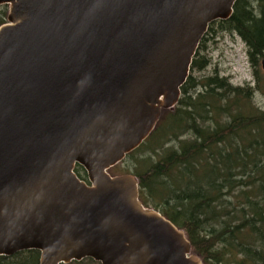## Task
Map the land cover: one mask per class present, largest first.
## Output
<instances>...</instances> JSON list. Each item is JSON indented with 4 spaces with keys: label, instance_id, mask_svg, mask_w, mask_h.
I'll use <instances>...</instances> for the list:
<instances>
[{
    "label": "water",
    "instance_id": "obj_1",
    "mask_svg": "<svg viewBox=\"0 0 264 264\" xmlns=\"http://www.w3.org/2000/svg\"><path fill=\"white\" fill-rule=\"evenodd\" d=\"M238 1L0 0V257L203 264L143 206L137 177L108 172L177 107L209 26Z\"/></svg>",
    "mask_w": 264,
    "mask_h": 264
},
{
    "label": "trees",
    "instance_id": "obj_2",
    "mask_svg": "<svg viewBox=\"0 0 264 264\" xmlns=\"http://www.w3.org/2000/svg\"><path fill=\"white\" fill-rule=\"evenodd\" d=\"M7 14L0 7V26ZM236 34L245 44L256 87H234L218 74L197 81L189 76L174 110L162 111L133 174L140 201L159 211L191 244L203 264H264V110L254 100L264 76V0H239L227 21L208 32ZM201 41L192 72L208 68ZM197 90V91H196ZM195 91V92H194ZM84 181L85 171L77 166ZM40 253L0 257V264H39ZM95 263L85 260L80 263Z\"/></svg>",
    "mask_w": 264,
    "mask_h": 264
},
{
    "label": "rangeland",
    "instance_id": "obj_3",
    "mask_svg": "<svg viewBox=\"0 0 264 264\" xmlns=\"http://www.w3.org/2000/svg\"><path fill=\"white\" fill-rule=\"evenodd\" d=\"M2 7H4V11L8 15L9 7ZM202 55L206 56L210 61V64L208 68L201 72L195 71L190 73V75L193 76L194 79H197L198 82L204 77L218 74L221 78L229 79L230 84L234 87H243L247 84L253 88L256 87L257 83L254 76L255 69L250 64L247 47L236 34L219 33L215 35L208 43V49H206ZM258 70L260 74L264 76L261 64ZM260 87L261 91L257 92L254 102L257 107L264 110V80H261ZM142 155L149 156L150 152L145 148L142 150V153L134 158H126L121 164L109 170V175L111 177L128 174L134 175L133 169L134 166H136V159L138 157L140 158ZM84 175L87 180L86 172ZM150 209L153 208L150 207ZM86 264L98 263L87 262Z\"/></svg>",
    "mask_w": 264,
    "mask_h": 264
},
{
    "label": "flooded vegetation",
    "instance_id": "obj_4",
    "mask_svg": "<svg viewBox=\"0 0 264 264\" xmlns=\"http://www.w3.org/2000/svg\"><path fill=\"white\" fill-rule=\"evenodd\" d=\"M215 35L210 33L208 36H205V40L203 41V47L205 49H208V43L210 42V40H212V38L214 37Z\"/></svg>",
    "mask_w": 264,
    "mask_h": 264
}]
</instances>
